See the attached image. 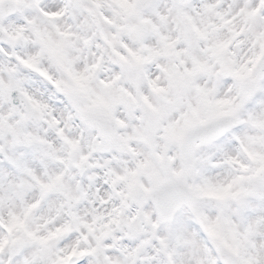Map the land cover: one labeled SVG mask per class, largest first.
<instances>
[{"label": "snow or ice", "instance_id": "snow-or-ice-1", "mask_svg": "<svg viewBox=\"0 0 264 264\" xmlns=\"http://www.w3.org/2000/svg\"><path fill=\"white\" fill-rule=\"evenodd\" d=\"M49 7L0 0V41L47 37L66 76L36 70L67 116L42 131L47 106L0 65V264H264V0ZM85 186L107 219L80 214Z\"/></svg>", "mask_w": 264, "mask_h": 264}, {"label": "clouds", "instance_id": "clouds-1", "mask_svg": "<svg viewBox=\"0 0 264 264\" xmlns=\"http://www.w3.org/2000/svg\"><path fill=\"white\" fill-rule=\"evenodd\" d=\"M67 3V0H39L40 5L48 8L50 4L53 3ZM55 24L56 27H59L61 30L65 28L71 29L75 21L73 20L70 13L65 14L64 17L56 21H41V30L44 32L51 33L53 39L56 38V29L53 27ZM29 40L27 44L17 43L15 46L8 43L7 41H0V45H5L7 47V52L4 51L3 47H0V65H6L15 69L13 75L22 81V87L28 91V93L33 96L40 104L46 105V111L44 118L41 119L38 123L41 126V130L48 132L49 129L44 126L45 120L55 118L61 120L63 124L67 119L66 115H63L61 112V100L58 93L55 90H50L49 82L44 76L40 75V72L36 69L46 72L53 80L60 81L65 78L66 74L64 73L61 66L56 62L54 57L49 53L46 48L47 37L44 38V42H41L34 34L31 32L27 33ZM94 51V49H93ZM21 55L25 58L29 56L36 57L35 67L34 68H25L20 65L15 57ZM73 58L77 61L79 67H83L85 62L88 61L89 56L87 52L73 51ZM111 66L107 65L99 73V75L107 78L109 76V68ZM7 73H4L5 78H7ZM94 187V186H93ZM93 187L85 186V189L88 193L90 199L81 200L78 204V210L82 216H85L88 219H91V214L95 213L106 219L111 215V209L115 206L112 202V198L107 192L104 193L105 199L103 203L97 202L98 199H104V197H97ZM208 247L213 248L211 241H208Z\"/></svg>", "mask_w": 264, "mask_h": 264}]
</instances>
